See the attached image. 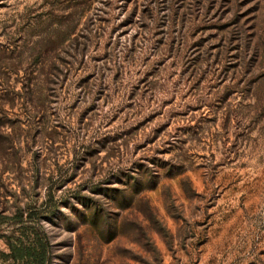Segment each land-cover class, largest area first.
I'll list each match as a JSON object with an SVG mask.
<instances>
[{"label": "rangeland", "instance_id": "1", "mask_svg": "<svg viewBox=\"0 0 264 264\" xmlns=\"http://www.w3.org/2000/svg\"><path fill=\"white\" fill-rule=\"evenodd\" d=\"M18 213L48 264H264V0H0Z\"/></svg>", "mask_w": 264, "mask_h": 264}, {"label": "trees", "instance_id": "2", "mask_svg": "<svg viewBox=\"0 0 264 264\" xmlns=\"http://www.w3.org/2000/svg\"><path fill=\"white\" fill-rule=\"evenodd\" d=\"M9 219L13 223L21 226L23 230L21 234H25L27 231L26 242H23L19 237L6 236L5 243L8 248V256L11 258L12 262L16 264H48L49 254H48V242L45 238V234L37 225H30L22 228L26 224V220L22 218L20 213L14 214L10 217H1V221L4 219ZM12 236V235H10Z\"/></svg>", "mask_w": 264, "mask_h": 264}]
</instances>
